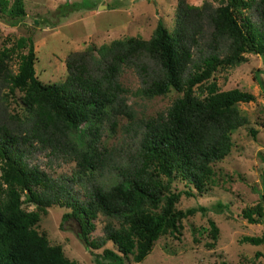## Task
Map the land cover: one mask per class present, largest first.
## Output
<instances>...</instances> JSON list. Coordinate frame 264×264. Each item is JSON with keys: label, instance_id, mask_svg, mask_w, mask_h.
<instances>
[{"label": "trees", "instance_id": "obj_1", "mask_svg": "<svg viewBox=\"0 0 264 264\" xmlns=\"http://www.w3.org/2000/svg\"><path fill=\"white\" fill-rule=\"evenodd\" d=\"M25 15L23 0H0V18L15 24ZM243 52L264 53V0H205L200 6L177 0L171 29L159 19L148 38L119 37L71 51L62 81L37 77L30 35L0 47V91L23 92L22 113L0 103V264H75L35 228L52 204L69 208L60 223L73 217L87 246L112 241L115 248L104 247L99 264H124L130 254L141 261L161 234L176 235L179 219L199 208L176 206L181 193L194 192L172 190L174 176L206 190L212 164L230 152L232 132L247 121L237 104L255 100L248 90L221 89L212 79L218 68L242 61ZM126 66L139 75V94H180L165 112L133 118L119 79ZM119 110L130 116L137 138L134 151L118 149L115 160L100 129ZM42 149L56 162L75 161L71 176L54 177L32 161ZM24 200L36 208H25ZM241 213L249 222H264V203ZM99 214L108 218L104 235L90 238ZM209 224L214 243L219 228L212 219ZM241 239L262 243L264 229Z\"/></svg>", "mask_w": 264, "mask_h": 264}, {"label": "rangeland", "instance_id": "obj_2", "mask_svg": "<svg viewBox=\"0 0 264 264\" xmlns=\"http://www.w3.org/2000/svg\"><path fill=\"white\" fill-rule=\"evenodd\" d=\"M23 1L26 15L17 23L11 24L0 18V47L20 35H30L35 44L36 75L43 82L65 78V58L71 51L119 37L148 38L159 19L171 29L177 4V0ZM186 1L200 6L205 0ZM243 55L244 59L239 63L218 68L212 78L221 89L238 87L255 95V100L237 104L247 121L232 132L230 152L212 164V181L203 192H198L179 174L171 183L174 191L189 189L194 192V195L181 193L177 207L199 209L179 219L176 235L161 234L143 260L135 261L130 254L124 264H264V241L253 244L241 239L243 235H259L264 229V222H249L241 213L244 207L258 200L264 203V53L243 52ZM119 79L127 87L125 102L135 119L165 112L180 94L175 90L151 97L139 94L136 90L140 85L139 75L129 66L123 67ZM200 87L195 86V90L200 92ZM6 89L0 91L1 95L4 93L0 103L10 112L22 113L23 92L15 89L14 94H9ZM114 115V122L102 121L100 140L112 149V157L118 160V149L125 153L134 151L137 136L127 113L119 110ZM251 129L256 130L255 135L251 134ZM32 161L57 178L71 176L76 168L75 161L56 162L44 149L33 153ZM101 179L104 178L99 176L98 180ZM75 190L83 192L78 184ZM22 204L28 210L36 208L34 203L26 200ZM66 210L69 208L58 204L48 206L46 212L40 213L35 228L47 236L49 243L59 244L75 264H99L98 259L103 260V248H115V245L107 240L98 247L87 246L79 236V226L73 217L60 223ZM211 219L219 228L214 243L211 242ZM107 220L103 214L95 218L90 238L100 239L104 235L103 225ZM257 251L260 254L256 255Z\"/></svg>", "mask_w": 264, "mask_h": 264}]
</instances>
